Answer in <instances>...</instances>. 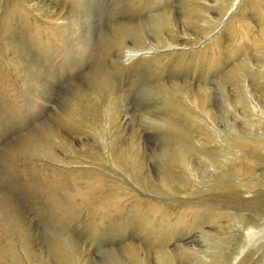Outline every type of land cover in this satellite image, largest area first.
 Returning <instances> with one entry per match:
<instances>
[{
	"label": "rangeland",
	"instance_id": "1",
	"mask_svg": "<svg viewBox=\"0 0 264 264\" xmlns=\"http://www.w3.org/2000/svg\"><path fill=\"white\" fill-rule=\"evenodd\" d=\"M0 264H264V0H0Z\"/></svg>",
	"mask_w": 264,
	"mask_h": 264
},
{
	"label": "bare ground",
	"instance_id": "2",
	"mask_svg": "<svg viewBox=\"0 0 264 264\" xmlns=\"http://www.w3.org/2000/svg\"><path fill=\"white\" fill-rule=\"evenodd\" d=\"M66 98V97H65ZM68 102V101H67ZM39 143V142H38ZM25 145V144H24ZM47 155V154H46ZM27 220V219H26ZM27 222V221H26ZM29 222V221H28ZM28 222H27V224H28ZM30 223V222H29ZM30 226V225H29ZM31 229V228H30ZM41 236V235H40ZM28 237H30V236H28ZM31 243V242H30ZM40 245V244H39ZM42 247V246H41ZM44 247V246H43ZM28 249H29V247H28ZM45 249V248H44ZM39 250H41V249H39ZM46 252V251H45ZM44 255V254H43ZM47 257V256H46ZM50 257V256H49ZM37 258V257H36ZM50 258H52V257H50ZM48 259V258H47ZM44 261V260H43Z\"/></svg>",
	"mask_w": 264,
	"mask_h": 264
}]
</instances>
